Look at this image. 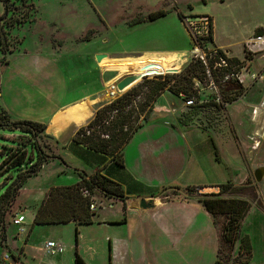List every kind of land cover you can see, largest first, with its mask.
<instances>
[{
  "label": "rangeland",
  "instance_id": "rangeland-1",
  "mask_svg": "<svg viewBox=\"0 0 264 264\" xmlns=\"http://www.w3.org/2000/svg\"><path fill=\"white\" fill-rule=\"evenodd\" d=\"M157 10H166L168 14L151 23L131 26L132 20ZM179 13L190 17L191 22L199 20L201 16L209 17L212 23V40H209L210 33H195L191 23L186 21V18L182 20ZM0 30V56L3 52L16 54L24 50L39 53L46 50L59 51L62 53V65L76 68L79 76L97 78L99 74L105 79L104 93L107 101L111 100L107 94V86L114 78L113 81H118L128 74H142L143 77L125 91L127 92L133 87L143 85L147 80L155 79L159 74H174L168 72V69H177L179 73L193 62L192 69L198 70L197 50L220 49L216 43L232 50V58L239 60L236 63L241 68H247L248 72L242 71L245 77L252 73L264 76V54L250 55L245 48L251 37L264 34V0H0ZM97 54H106L107 57L98 62ZM156 54L168 55L175 58V61L166 60V66L161 64L159 70L153 71V61L148 60L147 56ZM8 58H12V55L0 61V77L1 71L10 63ZM93 64L99 70L91 69ZM105 70H111L110 74L105 75ZM126 71L128 72L118 76L120 72ZM197 76L194 86L200 84V87H197L193 96L197 106L183 108V116L195 120L204 130L212 133L210 142L220 161L216 183L221 185L230 181L235 187L223 196L245 199L251 205L240 228L241 235H248L252 242L253 256L248 264H264V112L257 117L252 114V106L259 105L264 100V79L262 82L243 84V92L232 104L223 108L213 101L209 88L201 89L209 86L205 75L199 72ZM58 79L61 80L60 76ZM217 80L219 81V78ZM168 96L170 95L166 93L158 104L173 109L179 105L186 106L184 97L171 96L169 99ZM27 98H32L31 103L34 104L28 109L39 110L41 105L40 102H35L36 95L29 94ZM172 101L176 103L175 106L171 104ZM14 136L16 139H12ZM21 137L28 138L27 134L21 131L0 129V164L9 156L12 148H24L28 155L34 152L33 160L10 169L8 166L0 171V198L18 174L37 160V149L29 143L20 142ZM35 140L50 156L55 155V143L52 140L41 136ZM48 159L46 158V161ZM70 160L72 163L68 164L69 170L62 174L61 178L53 177L49 168L38 178L32 179L28 183V188L36 189L32 197L39 196L42 189L53 181L61 182L71 176L78 178L80 173L89 175V164L95 166L99 163L94 159L85 160L79 156H73ZM8 163L6 162V165ZM61 168L65 169V166L62 165ZM257 169L263 171L261 181L256 180ZM10 174L12 177L4 183ZM175 191L171 189L165 192L170 194ZM219 191L220 188H217L213 192ZM19 194L20 192L18 196ZM94 194L97 208L98 205L107 203L102 193L96 191ZM18 196L13 204L6 208L4 223L0 227V264H6L3 261V254L8 251L6 232L15 229L14 217L20 210V206L16 204ZM217 218L222 230L225 219L223 216ZM24 227L25 225L18 227L19 231H15L21 233ZM38 228L32 235V242L37 244V247L30 249V255L38 257L35 264H46L51 257H58L69 264L75 251H69L71 245H76L75 229L67 225ZM68 233L73 235V240L66 242L68 250L62 251L61 254L56 253L59 240H65ZM11 240L16 247L17 241ZM49 241L54 242L56 246L47 252L43 243ZM236 250L230 251V255L237 256ZM227 252L228 249H225L224 253ZM79 254L81 255L80 252ZM109 255V249L100 250L99 254L94 255L93 263L108 264L106 258L108 259ZM28 263L34 264L29 259Z\"/></svg>",
  "mask_w": 264,
  "mask_h": 264
},
{
  "label": "crops",
  "instance_id": "crops-1",
  "mask_svg": "<svg viewBox=\"0 0 264 264\" xmlns=\"http://www.w3.org/2000/svg\"><path fill=\"white\" fill-rule=\"evenodd\" d=\"M216 45L233 56L231 49ZM10 55V63L1 71L0 106L13 119L46 124L45 132L53 138L56 156L45 162L39 173L30 177L20 190L16 203L20 210L16 215H26L25 227L21 233H18L17 226V232L15 229L6 232V248L14 255L13 264H29L28 259L36 263L38 257H32L30 249L37 247L32 242V235L38 227L64 225L75 229L77 235L76 249L71 245L69 251L79 249L87 264H95L94 255L104 248L110 252L106 258L108 264H215L220 244L219 224L195 196L218 193L213 191L220 188L216 183L220 161L210 142L212 133L195 120L188 123L181 120L183 108H188L187 105L173 109L174 101L172 108L158 104L166 93L170 95L169 99L177 97L165 91L155 103L153 121L137 130L125 146L124 166H120L112 157L73 141L76 131L89 123L98 107L109 102L104 93L105 79L99 74L97 78L79 76L76 68L62 65L59 51L3 52L0 59ZM147 58L160 66H166V60L175 61L165 54ZM90 67L98 69L94 64ZM109 72L111 70H105V75ZM127 72H120L118 76ZM29 94L36 95L35 102L41 105L39 110L28 109L34 106L32 98H27ZM73 156L99 162L95 166L89 164V175L99 172L121 184L125 200L105 197L107 203L98 205L91 224L76 221L42 224L33 226L30 231L47 190L52 186L76 184L81 181V176L53 181L37 197H32L36 189L28 188V183L49 168L53 177L61 178L69 170L68 164L72 163ZM62 165L65 169L61 168ZM167 187H178L179 190L167 194L165 191L171 190H165ZM141 199H152L153 207L142 208ZM11 239L17 241L16 247ZM72 240L71 233L65 240L60 239L56 253L67 251L66 242ZM47 243L43 246L49 252ZM75 251L69 264H75ZM46 264L66 263L58 257H51Z\"/></svg>",
  "mask_w": 264,
  "mask_h": 264
},
{
  "label": "trees",
  "instance_id": "trees-1",
  "mask_svg": "<svg viewBox=\"0 0 264 264\" xmlns=\"http://www.w3.org/2000/svg\"><path fill=\"white\" fill-rule=\"evenodd\" d=\"M167 14L168 11L166 10L153 11L147 16L132 20L130 24L131 26H136L151 23L165 17ZM178 15L182 20L185 18L181 13ZM210 36L209 40H212V23L210 24ZM0 43H2V40ZM217 50L221 56L225 57L226 54L223 50ZM3 60L4 58L0 61ZM231 60L234 62L239 61L236 57L231 58ZM196 61H198V70L192 69V62L182 72L159 74L155 79L147 80L143 85L133 87L118 99L102 104L98 107L89 123L76 131L73 141L86 146L90 150L106 154L112 157L118 165L124 166L125 146L137 130L153 121L152 115L158 98L167 90L176 96H181V94H185L187 98L194 96V91L196 90L194 85L195 80L198 79L196 78L198 73L201 72L205 75L204 65L199 59ZM215 77L218 78V76ZM243 90V86L239 83H226L222 92L223 102L218 103V105L226 108L227 106L224 103L230 102L232 104ZM196 106L197 104L188 107ZM0 111L3 114H0V120L2 121L0 122V129L21 131L27 134L28 138L21 137V139L19 138L20 142L29 143L38 151L37 160L18 174L0 198L1 227L4 223L6 208L13 204L26 181L30 177L37 175L45 162L56 156H50L44 147L36 144L35 138L38 136L50 140L53 139L45 132L46 124L33 120L13 119L1 106ZM181 120L188 123L192 119L184 118L183 116ZM12 139H16V137L14 136ZM46 158L49 159L46 161ZM33 159L34 152L28 155L27 150L24 148H12V152L0 164V171L3 168L7 169L8 166V169H10L13 166L22 165ZM6 162L9 163L6 165ZM80 176L81 181L74 185L52 186L47 190L35 213L30 231L33 226L42 224H61L70 221H76L79 224L93 223V217L96 215L98 208L92 210L90 205L93 200L96 202L94 194L96 191L107 198L125 200L126 196L122 185L105 175L97 172L93 175L80 173ZM10 177H12L11 174L5 178L4 183H7ZM219 187L220 191L218 193L198 194L195 196L211 213L215 222L219 224L218 216H223L225 219L223 229L221 230L219 227L221 231L220 244L218 259L215 264H247L252 258L253 248L249 236H242L240 228L251 209V205L245 199L223 196L231 188H235L230 181L221 184ZM168 189L179 190L178 187L165 188V190ZM187 189L189 191L194 190L193 188ZM86 190L89 191L90 195L84 194ZM225 249H228L227 253H224ZM232 250L237 251V256L233 257V254L230 255L229 252ZM8 252L10 251L8 250ZM11 255L14 258L12 253ZM75 264H87L78 250L75 251Z\"/></svg>",
  "mask_w": 264,
  "mask_h": 264
},
{
  "label": "built area",
  "instance_id": "built-area-1",
  "mask_svg": "<svg viewBox=\"0 0 264 264\" xmlns=\"http://www.w3.org/2000/svg\"><path fill=\"white\" fill-rule=\"evenodd\" d=\"M186 21L191 23L192 30L200 35H208L210 33V19L207 16H201L199 17L197 21L191 22L190 17H185ZM246 50L250 55H256V54H264V34H257L253 37H251L245 45ZM207 50H197V59H199L202 64L205 67V77L209 80V86L208 87H201V89H207L209 88L212 91L213 95V101H216V103L223 102V91L225 88L226 83L228 82H236L243 86L246 82H255V81H263L264 76L252 73L249 74L247 77H245L242 73L248 72L246 67H240L239 64L232 61L228 53H225V57L221 56L218 53V50L216 48H205ZM241 68V69H240ZM154 75V74H153ZM215 76H218L219 81L217 80ZM196 81V80H195ZM117 81L110 82L107 86V94L109 96V99H111L109 102L114 101L118 99L122 94L125 92H120L117 89ZM197 90V87H200V84H196L194 86ZM200 93V91H198ZM182 97L185 98V104L187 106L196 105V101L194 97H189L185 94H181ZM203 100H201L202 103ZM226 106L231 104L230 102L224 103ZM261 112H264V100L259 104L252 106V114L253 117H257L261 114ZM85 195H90L89 191H84ZM96 202L93 200L90 208L92 210H96ZM26 223V215L24 213L17 214L14 217V225L17 227H22ZM23 231V230H22ZM54 242H48L46 247L52 248L55 247ZM3 261L6 264H13V257L10 252H5L3 254Z\"/></svg>",
  "mask_w": 264,
  "mask_h": 264
},
{
  "label": "water",
  "instance_id": "water-1",
  "mask_svg": "<svg viewBox=\"0 0 264 264\" xmlns=\"http://www.w3.org/2000/svg\"><path fill=\"white\" fill-rule=\"evenodd\" d=\"M107 55L106 54H97L96 55V60L98 62H101V60H103L104 58H106ZM168 72H173V73H177V69H171V70H167ZM143 76H140V74L138 73H133V74H128L125 75L123 77H121L118 81H117V89L120 92H125L127 89H129L130 87H132L135 83H137ZM255 177L257 181H261L263 178V171L262 169H257L255 171ZM154 205L153 200H145V199H141L140 200V206L142 208H152Z\"/></svg>",
  "mask_w": 264,
  "mask_h": 264
},
{
  "label": "bare ground",
  "instance_id": "bare-ground-1",
  "mask_svg": "<svg viewBox=\"0 0 264 264\" xmlns=\"http://www.w3.org/2000/svg\"><path fill=\"white\" fill-rule=\"evenodd\" d=\"M159 57L162 58L161 56H158L157 58H159ZM172 58H173V57H172ZM170 61H171V60H170ZM153 66H154L153 70H155V71H156V70H159V69L161 68V66H160L159 64H155V63H154ZM136 73H137V72H136ZM151 73H152V72H151ZM138 74H140V73H138ZM140 76H142V74H140Z\"/></svg>",
  "mask_w": 264,
  "mask_h": 264
}]
</instances>
